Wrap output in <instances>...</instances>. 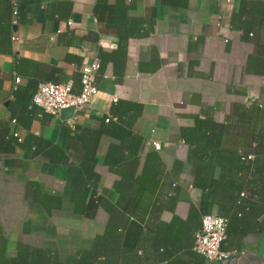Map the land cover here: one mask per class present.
<instances>
[{
	"label": "crops",
	"instance_id": "crops-1",
	"mask_svg": "<svg viewBox=\"0 0 264 264\" xmlns=\"http://www.w3.org/2000/svg\"><path fill=\"white\" fill-rule=\"evenodd\" d=\"M15 3L0 0V8L9 14ZM240 3L189 0L182 8L162 0H41L28 6L26 23L11 18L10 42L0 51V128L21 139L11 153H0V226L9 240L10 257L19 243L29 244L26 238L33 229L42 241L30 245L60 248L45 234L57 225L58 214L68 219L73 214V187L87 149L95 146V184L103 197L96 234L103 233L109 220L105 204L116 203L119 191L144 185L152 190L148 201L160 204L162 221L169 223L175 215L186 221L192 215L193 238L206 211L232 218L234 233L224 244L226 251L235 252L230 264H264V208L260 205L250 216L236 194L239 189L264 194V186L243 184L246 173L232 178L216 162L198 173L205 164L200 160L204 150L185 138L197 120L225 124L222 149L255 158L250 151L257 141L251 147L249 139L254 119L241 114L260 105L259 121L264 123V53L254 70L248 66L264 44V6H251L256 30L248 35L232 25ZM95 60L101 63L94 78L98 94L92 108L77 114L75 129L61 117L44 113L29 97L26 102L17 99L21 91L29 90V96L32 87L42 83L72 81L78 93L81 68ZM16 78H21L19 84ZM21 107L27 109L19 120ZM67 127L73 140L66 164L53 166L35 155L33 147L21 146L33 136L62 147ZM153 142L161 144L160 150ZM202 179L212 188L210 202L195 184ZM29 183H36L41 194L61 197L63 209L48 215L32 207ZM40 218L46 227L40 226ZM203 262L216 264L206 258Z\"/></svg>",
	"mask_w": 264,
	"mask_h": 264
},
{
	"label": "trees",
	"instance_id": "trees-1",
	"mask_svg": "<svg viewBox=\"0 0 264 264\" xmlns=\"http://www.w3.org/2000/svg\"><path fill=\"white\" fill-rule=\"evenodd\" d=\"M15 7L9 14L0 8V51L3 46L10 42V27L12 19L16 18L17 23H26L27 9L29 5H35L41 0H15ZM189 0H162L166 5L185 8ZM252 7L264 6L263 0H241L239 11L232 16V25L235 29L244 31L246 34L254 35L256 24L250 18ZM16 12V16H15ZM260 54L249 59L248 66L254 70V64L262 60L264 53V44L260 43ZM101 62L103 54H100ZM263 61V60H262ZM101 64V63H100ZM19 69V67H18ZM39 85L32 87L31 94L29 90L21 91L17 99L26 102L27 98L33 99ZM26 107L28 105H25ZM21 107V120L27 108ZM262 106L257 105L252 108L243 109L241 116H250L251 122L250 142L257 143L253 147L254 157L245 155L238 151L223 150V137L225 134V124H216L207 120H197L196 126L190 133L185 135L190 144L196 145L204 150V155L200 158L205 161L203 168L199 172L205 171L211 163L216 162L220 167L227 170L230 177L241 179L240 172L246 173L243 177V184H257L260 182L264 186V123L260 122L263 118L261 112ZM254 124V125H252ZM65 143L61 147L52 142L30 136L21 146H31L35 149V155L42 156L49 160L50 164L62 165L69 160L67 150L69 141L73 140L72 131L67 127L62 132ZM120 137L125 136L120 133ZM137 144L140 139L134 137ZM18 138L14 137L10 131L0 128V153H11V146L18 143ZM96 145V144H95ZM250 145V144H249ZM258 150H260L258 152ZM137 149L132 145L131 152L136 153ZM257 151V152H255ZM226 152V153H223ZM211 153V154H210ZM256 155V156H255ZM114 157V151L109 153V161ZM248 157H252L248 159ZM213 161V162H212ZM12 165V161H8ZM97 164L96 147L87 149L85 160L81 164V171L73 187L70 203L73 206V214L81 216L88 221H95L103 205V197L98 193L95 184L96 173L94 167ZM197 173V174H198ZM198 176V175H197ZM153 182V181H152ZM195 184L204 190L207 195L206 201L210 202L211 197L208 192L212 190L210 184L205 180L195 182ZM151 189L144 185L133 186L129 190L119 191V200L116 203L108 202L104 206L105 212L109 215V220L103 233L95 234L87 246H65L57 249L44 247H35L26 243H19L16 249V255L10 257L8 254L9 240L3 235L0 226V264H202L204 258L194 251L195 236L192 232V215L190 219L183 220L179 216H174L171 222L162 221L158 216L161 211L160 204L148 201L152 194ZM234 191V190H233ZM236 193L239 197V206L247 207L251 213L264 208V194L253 191L243 192L241 189ZM149 193V194H148ZM27 198L32 207L41 208L48 215H53L55 211H61L65 205L62 198L55 195L41 194L36 183H29ZM192 210V209H191ZM212 214L207 212L204 214ZM227 228V239L231 236L233 228L231 227L232 218ZM236 225V224H235ZM200 231V230H199ZM234 233V232H233ZM225 241V242H226ZM224 242V244H225ZM223 244V249L224 248ZM227 250V249H226ZM180 253L186 257L184 261ZM197 258V260L195 259ZM195 261H193V259Z\"/></svg>",
	"mask_w": 264,
	"mask_h": 264
},
{
	"label": "built area",
	"instance_id": "built-area-1",
	"mask_svg": "<svg viewBox=\"0 0 264 264\" xmlns=\"http://www.w3.org/2000/svg\"><path fill=\"white\" fill-rule=\"evenodd\" d=\"M69 24L72 25L71 20ZM12 40L18 41V38L13 37ZM100 67V61L95 60L92 64L81 68V90L78 93L75 92L72 81L61 84H40L33 96V105L40 108L44 113L59 118L65 110L72 109V115L64 122L69 128L75 129L77 114L86 108L93 107L94 98L98 94L94 78ZM20 80L21 78H16L15 82L19 84ZM106 121L109 122L110 118ZM13 135L21 142L18 134ZM153 147L160 150L161 144L153 142ZM228 224L229 221L225 217L217 214L204 215L201 221V229L195 236L194 251L212 263L230 264L235 257V252L226 251L222 248L227 239Z\"/></svg>",
	"mask_w": 264,
	"mask_h": 264
},
{
	"label": "rangeland",
	"instance_id": "rangeland-1",
	"mask_svg": "<svg viewBox=\"0 0 264 264\" xmlns=\"http://www.w3.org/2000/svg\"><path fill=\"white\" fill-rule=\"evenodd\" d=\"M57 217L58 222L55 228L53 227L54 231L52 228L50 232H47V234H45V237L47 239H52V241L56 242L59 247L87 246L91 243L90 235L94 236L96 232H98L99 224H97V221H88L81 217L75 216L72 213H69V219L68 216L63 215V213L58 214ZM37 221L38 220L36 219V222ZM39 223L43 228L47 226V224H45L41 218ZM34 230L35 229L32 230L33 234L29 233L27 235L26 241L29 244L42 241L41 236L39 234H36Z\"/></svg>",
	"mask_w": 264,
	"mask_h": 264
},
{
	"label": "water",
	"instance_id": "water-1",
	"mask_svg": "<svg viewBox=\"0 0 264 264\" xmlns=\"http://www.w3.org/2000/svg\"><path fill=\"white\" fill-rule=\"evenodd\" d=\"M72 115V109H68L65 110L62 115H61V119L66 120L67 118H69Z\"/></svg>",
	"mask_w": 264,
	"mask_h": 264
}]
</instances>
